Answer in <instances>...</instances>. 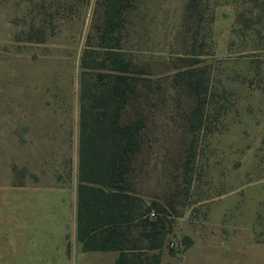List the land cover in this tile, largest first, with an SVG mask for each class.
I'll return each mask as SVG.
<instances>
[{"label": "rangeland", "instance_id": "rangeland-1", "mask_svg": "<svg viewBox=\"0 0 264 264\" xmlns=\"http://www.w3.org/2000/svg\"><path fill=\"white\" fill-rule=\"evenodd\" d=\"M189 2L137 0L119 32L143 83L126 117L147 116L133 191L166 208L160 264L190 246L188 222L209 218L238 244L252 227L253 263L264 264V0H198L191 14ZM103 14L100 0H0V264H56L42 232L26 238L22 224L30 202L43 211L78 190L82 55L98 45ZM194 55L209 80V131L188 119ZM140 231L132 225L129 246L147 243Z\"/></svg>", "mask_w": 264, "mask_h": 264}, {"label": "trees", "instance_id": "trees-1", "mask_svg": "<svg viewBox=\"0 0 264 264\" xmlns=\"http://www.w3.org/2000/svg\"><path fill=\"white\" fill-rule=\"evenodd\" d=\"M197 1L190 0L188 14ZM100 2L104 14L98 45L85 47L82 55L78 237L84 250L117 249L115 264H160L161 253L155 250L164 243L167 220L161 212L166 208L155 201L146 204L133 191L131 179L147 116L139 104L137 114L126 117L130 104L139 99L143 83L139 86L138 77L130 73L133 59L122 47L119 32L127 25V13L137 0ZM198 60L194 55L183 72L196 96L188 119L192 129L209 131V80L194 65ZM91 68L96 73L94 81L88 76ZM132 225L141 227L146 244L128 245ZM148 250L153 253L144 258L143 252Z\"/></svg>", "mask_w": 264, "mask_h": 264}, {"label": "crops", "instance_id": "crops-1", "mask_svg": "<svg viewBox=\"0 0 264 264\" xmlns=\"http://www.w3.org/2000/svg\"><path fill=\"white\" fill-rule=\"evenodd\" d=\"M56 188L61 187H52L54 190H57ZM66 188L62 187L59 191L66 192ZM50 198L52 199L47 202L48 205L43 211L38 203L34 206L33 202H30L26 220H23L22 224V227L28 229L26 238L34 235L35 229L42 232V240L51 250L50 258L46 261L56 264H115L119 255L117 249L84 250L78 237V190L74 188L71 196L62 193ZM218 220L209 218L201 227L196 228L188 222L185 230L192 236L190 246L182 257L163 252L161 264H170V260L173 264H200L202 261H208L210 264H231L232 261L234 263L237 247L244 252L242 264H254L252 227H249L248 233L240 235L238 244L234 232L231 237L230 225L227 227L228 235H220L222 225ZM38 262L39 260L35 261ZM238 264H241V261Z\"/></svg>", "mask_w": 264, "mask_h": 264}]
</instances>
